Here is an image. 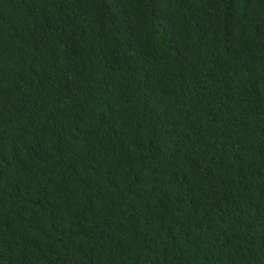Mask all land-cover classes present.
<instances>
[{
    "label": "trees",
    "instance_id": "16d2710c",
    "mask_svg": "<svg viewBox=\"0 0 264 264\" xmlns=\"http://www.w3.org/2000/svg\"><path fill=\"white\" fill-rule=\"evenodd\" d=\"M0 264H264V0H0Z\"/></svg>",
    "mask_w": 264,
    "mask_h": 264
}]
</instances>
